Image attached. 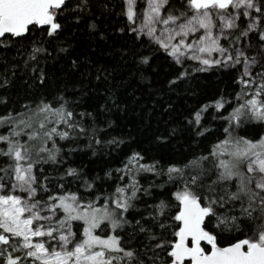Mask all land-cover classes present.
<instances>
[{
	"label": "snow or ice",
	"instance_id": "6c2138e0",
	"mask_svg": "<svg viewBox=\"0 0 264 264\" xmlns=\"http://www.w3.org/2000/svg\"><path fill=\"white\" fill-rule=\"evenodd\" d=\"M0 264H264V0H0Z\"/></svg>",
	"mask_w": 264,
	"mask_h": 264
}]
</instances>
